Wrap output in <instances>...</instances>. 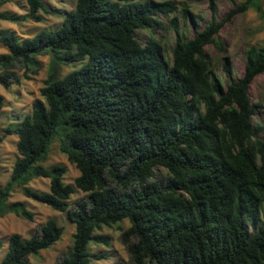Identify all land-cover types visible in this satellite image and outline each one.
I'll list each match as a JSON object with an SVG mask.
<instances>
[{"label":"trees","instance_id":"1","mask_svg":"<svg viewBox=\"0 0 264 264\" xmlns=\"http://www.w3.org/2000/svg\"><path fill=\"white\" fill-rule=\"evenodd\" d=\"M25 2V15L0 12V21L37 23L48 13L40 0ZM249 8L264 24L259 0H245L220 21L210 5L209 20L196 30V16L182 5L179 18L193 33L186 37L178 17L169 18L170 61L154 38L141 44L135 32H151L160 15L174 14L171 0H75L55 29L28 38L0 32L3 88L17 81L16 70L29 79L37 56H48L40 98L2 130L16 137L17 157L0 186V218L32 221L24 201H8L15 188L64 212L74 231L56 264L103 259L88 245L108 246V236L95 232L122 220L128 262L116 264H264V139L248 96L264 74V46H248L241 76L226 84L209 72L204 52L221 48L222 25ZM74 62L81 65L61 76V65ZM222 68L229 77L226 59ZM55 139L78 172L71 184L62 182L63 166L42 165ZM35 178L48 180L46 192L27 186ZM75 189L84 195L68 204ZM62 231L48 218L28 238L8 235L0 264H28Z\"/></svg>","mask_w":264,"mask_h":264},{"label":"rangeland","instance_id":"2","mask_svg":"<svg viewBox=\"0 0 264 264\" xmlns=\"http://www.w3.org/2000/svg\"><path fill=\"white\" fill-rule=\"evenodd\" d=\"M47 9V14H42L39 22H33L29 19L19 22L0 21V32L11 31L19 38H28L40 30L55 29L60 24L62 17L74 6L75 0H40ZM149 1V0H148ZM156 1V0H151ZM175 5V13L170 16H159V24L150 32L148 30H139L135 32L137 41L144 44L150 37L154 38L160 46L161 54L164 59L170 61L171 49L174 44V33L169 27V18L178 17L180 29L186 37H191L193 28L188 23H183L179 18V12L182 5H186L196 16L194 29L200 30L210 18V5L214 10V17L220 21L233 8L242 4L245 0H171ZM262 10H264V0H259ZM0 12L15 13L25 15L27 6L25 0H0ZM41 14V12H40ZM216 41L220 43L221 48L213 45H206L204 52L208 61L209 72L218 77L223 84L239 78L243 71L244 56L243 51L251 45L264 46V24L259 18L258 13L253 9H247L242 13L234 14L225 22L219 30ZM6 53L5 47L0 43V54ZM227 60L230 66L231 74L226 77L222 63ZM39 68L37 73L31 75L29 79L22 77V69L16 70L17 81L3 88L0 85V96L2 97V107L0 109V186L7 181L10 168L17 157L15 148L16 137L14 135L3 136L2 130L9 123L21 119L29 114L33 100L40 98L39 88L46 76L48 56H37ZM81 63H69L61 65L60 75H64L72 69H76ZM248 96L251 104H255V112L252 116V122L261 127L260 137L264 139V74L256 76L249 85ZM61 165L65 168L62 176L64 184H71L78 175L74 166L67 162L65 156L59 152L57 140H53L48 154L43 161L44 167L51 165ZM158 178H164V172L161 169L157 171ZM28 187L39 192H46L48 189V180L44 178L32 179L27 184ZM84 194L75 189L74 193L68 199V204L79 199ZM8 201H24L26 209L33 215L32 221L24 220L13 214H6L0 218V259L7 250V238L12 233L19 234L22 238H28L35 229L46 219L52 218L63 228L62 235L58 241L52 244L48 249L39 251L36 255L28 257V264H56L61 254L65 253L71 245V236L74 226L70 223L64 212H57L49 207L36 203L25 198L18 188H15ZM128 222L122 220L120 223L110 227L103 226L95 233L106 235L109 238V245L89 244V254H102L103 259H91V264H116L118 262H128V254L120 241V234L127 229Z\"/></svg>","mask_w":264,"mask_h":264}]
</instances>
